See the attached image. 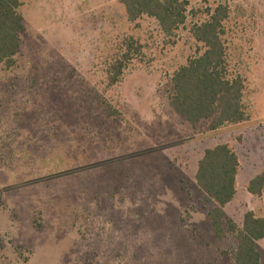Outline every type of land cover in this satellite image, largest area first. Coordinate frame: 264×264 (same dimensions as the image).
Returning a JSON list of instances; mask_svg holds the SVG:
<instances>
[{"label":"rangeland","instance_id":"rangeland-1","mask_svg":"<svg viewBox=\"0 0 264 264\" xmlns=\"http://www.w3.org/2000/svg\"><path fill=\"white\" fill-rule=\"evenodd\" d=\"M20 1L16 65H0V264H234L238 241L215 236V205L194 177L206 149L231 145L240 172L227 220L264 216V193L246 188L264 169V0H187L171 38L154 19L130 22L120 0ZM220 4L250 119L212 130L175 113L171 80L201 52L190 29ZM128 37L142 54L109 87L107 66ZM83 103L93 126L75 114ZM67 120L76 124L64 134ZM258 250L264 264V240Z\"/></svg>","mask_w":264,"mask_h":264},{"label":"trees","instance_id":"trees-1","mask_svg":"<svg viewBox=\"0 0 264 264\" xmlns=\"http://www.w3.org/2000/svg\"><path fill=\"white\" fill-rule=\"evenodd\" d=\"M120 2L130 22H136L143 17L154 19L166 38L173 37L186 24L190 5L187 0ZM21 7L20 0H0V65L8 70L16 65L15 57L19 53L21 38L25 32ZM207 12L209 19L193 25L190 29L191 35L201 44L202 49L173 74L171 83L174 95L170 106L185 121L196 124L211 120V129L218 130L245 123L250 115L244 101L246 81L241 75L232 74L230 69L229 48L225 38V22L229 19L230 9L227 5L220 4ZM142 49V44L132 37L126 38L119 45L106 70L109 87L122 82L128 65L142 54ZM89 105L79 104L75 114L91 121L93 126L98 119L93 116L94 107ZM107 107L111 108L109 105ZM114 114L115 112L110 116ZM64 124L75 126L76 123L69 120L63 122L60 126L65 134L71 131L67 132ZM239 172L240 161L237 153L231 145L224 143L205 150L194 179L206 200L215 205L208 212L215 236L223 239L229 232L238 241L234 264H260L258 242L264 240V217L249 211L243 217L242 226H239L228 221L225 212V207L237 195ZM246 188L255 197L263 195L264 169L249 181ZM3 249L0 237V255Z\"/></svg>","mask_w":264,"mask_h":264},{"label":"crops","instance_id":"crops-1","mask_svg":"<svg viewBox=\"0 0 264 264\" xmlns=\"http://www.w3.org/2000/svg\"><path fill=\"white\" fill-rule=\"evenodd\" d=\"M262 217H264V216H262Z\"/></svg>","mask_w":264,"mask_h":264}]
</instances>
